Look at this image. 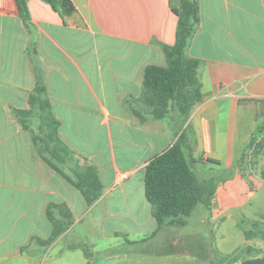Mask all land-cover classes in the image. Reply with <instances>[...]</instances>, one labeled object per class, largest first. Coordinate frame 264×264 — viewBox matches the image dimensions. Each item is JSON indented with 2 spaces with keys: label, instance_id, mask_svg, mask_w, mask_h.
<instances>
[{
  "label": "crops",
  "instance_id": "1",
  "mask_svg": "<svg viewBox=\"0 0 264 264\" xmlns=\"http://www.w3.org/2000/svg\"><path fill=\"white\" fill-rule=\"evenodd\" d=\"M170 1L70 0L75 11L62 15L46 0H27L26 21L16 0H0V264H36L35 249L48 246L38 239L53 232L51 203L67 206L73 229L101 213L113 236L153 235L146 168L183 132L194 171L231 175L214 206L226 212L220 197L238 194L231 180L242 181L237 166L258 126L249 100H264V0H197L200 23L186 54L200 62L203 100L187 115L158 118L144 102V71L167 66L163 46L176 42ZM38 76L74 165L101 178L92 206L41 158L16 114L34 110ZM32 119L39 124L38 114Z\"/></svg>",
  "mask_w": 264,
  "mask_h": 264
},
{
  "label": "trees",
  "instance_id": "2",
  "mask_svg": "<svg viewBox=\"0 0 264 264\" xmlns=\"http://www.w3.org/2000/svg\"><path fill=\"white\" fill-rule=\"evenodd\" d=\"M16 1L21 17L28 21L30 12L27 0ZM46 1L62 15L75 11L70 0ZM170 2L178 23L175 44L163 46L167 66L148 65L144 71L143 84L146 89L144 102L153 109V113L158 118L168 117L174 110L182 116L187 115L195 104L203 100L202 86L198 77L200 62L198 59L189 58L186 54L190 39L200 23L198 2L197 0ZM46 92L38 76L35 93L30 97L32 108L39 109L37 114L41 133L34 136L38 153L48 165L82 193L88 206H92L103 194L101 178L93 166L75 169L74 177L65 173L60 167L65 161L74 159V152L59 137L60 122L52 113L51 104L45 97ZM249 101L257 105L256 120L264 119V100ZM32 112V110L16 111L26 130H31L29 118L33 115ZM186 138L187 134L183 132L169 150L155 157L146 168V196L152 205L153 216L158 224L153 236L165 226L176 228L186 226V218L192 215L198 204L211 206L215 197L216 189L202 182L193 169V162L188 156L185 145ZM40 143L46 146L42 147ZM247 147H253L264 155V123L253 133ZM241 176L245 177L242 170ZM261 176L264 180V169ZM55 210L59 212L58 216ZM47 215L53 225L52 235L48 240L38 239L45 246L50 245L66 232L73 219L66 205L54 203L49 205ZM248 252L251 257L264 255L260 250L251 247L248 248Z\"/></svg>",
  "mask_w": 264,
  "mask_h": 264
},
{
  "label": "rangeland",
  "instance_id": "3",
  "mask_svg": "<svg viewBox=\"0 0 264 264\" xmlns=\"http://www.w3.org/2000/svg\"><path fill=\"white\" fill-rule=\"evenodd\" d=\"M32 111L29 131L34 137L41 132L39 124H35L32 119L39 109L34 108ZM257 122L258 128L264 123V119L260 118ZM73 161L60 164L63 171L71 177L75 176V169L81 168L74 165ZM237 168L240 175L241 170L245 173V177L238 183L231 180V185L236 187L237 195L229 193L220 197L218 206H221L219 205L221 200L226 208V212L222 211L224 213L214 206L216 199L214 197L211 206L198 204L192 215L186 218L187 224L184 227L165 226L155 236L145 232H134L128 237L122 234L111 235L114 225H110L111 222L105 220L103 214L100 213L99 216L90 213L74 229L73 218L66 230L67 233H63L65 236L62 234L64 236L62 240L55 243L58 237L53 242L55 247H50L53 243L47 247L37 246L35 249L37 251L33 250L37 260L35 263L237 264L251 257L249 247L264 254V181L261 176L264 169L263 152L247 147ZM195 172L202 182L216 190L221 189L225 181L231 178L230 173L217 172L209 168L204 173L195 168ZM252 189L255 191L252 192ZM145 239L148 240L143 242ZM174 243L176 248L173 249Z\"/></svg>",
  "mask_w": 264,
  "mask_h": 264
},
{
  "label": "water",
  "instance_id": "4",
  "mask_svg": "<svg viewBox=\"0 0 264 264\" xmlns=\"http://www.w3.org/2000/svg\"><path fill=\"white\" fill-rule=\"evenodd\" d=\"M237 264H264V255L247 258Z\"/></svg>",
  "mask_w": 264,
  "mask_h": 264
},
{
  "label": "flooded vegetation",
  "instance_id": "5",
  "mask_svg": "<svg viewBox=\"0 0 264 264\" xmlns=\"http://www.w3.org/2000/svg\"><path fill=\"white\" fill-rule=\"evenodd\" d=\"M174 248H176V244H175V243L173 244V249H174Z\"/></svg>",
  "mask_w": 264,
  "mask_h": 264
}]
</instances>
